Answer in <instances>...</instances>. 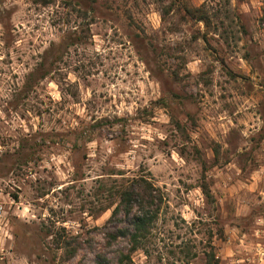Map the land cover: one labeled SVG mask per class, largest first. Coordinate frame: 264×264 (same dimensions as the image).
I'll return each instance as SVG.
<instances>
[{
    "label": "rangeland",
    "instance_id": "obj_1",
    "mask_svg": "<svg viewBox=\"0 0 264 264\" xmlns=\"http://www.w3.org/2000/svg\"><path fill=\"white\" fill-rule=\"evenodd\" d=\"M48 1L0 0V264L126 253L136 176L166 200L126 264H264L263 0Z\"/></svg>",
    "mask_w": 264,
    "mask_h": 264
},
{
    "label": "trees",
    "instance_id": "obj_2",
    "mask_svg": "<svg viewBox=\"0 0 264 264\" xmlns=\"http://www.w3.org/2000/svg\"><path fill=\"white\" fill-rule=\"evenodd\" d=\"M46 4L48 0H38ZM264 4V0H263ZM261 21L264 23V5L262 9ZM115 196L118 199L112 210L109 223H120L113 231L106 233L107 245L122 237L130 244V247L123 253L119 250L107 257L104 253L95 254L96 264H126L131 263V254L138 248L142 239L146 238L151 227L159 215L160 209L166 200L164 193L159 187L155 186L150 179L144 176H136L126 179L115 190ZM107 227V226H104ZM115 262V263H113Z\"/></svg>",
    "mask_w": 264,
    "mask_h": 264
}]
</instances>
